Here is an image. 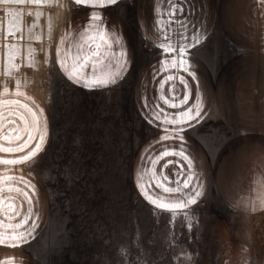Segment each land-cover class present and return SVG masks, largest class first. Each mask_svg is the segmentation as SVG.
Listing matches in <instances>:
<instances>
[{
    "label": "rangeland",
    "instance_id": "374dc122",
    "mask_svg": "<svg viewBox=\"0 0 264 264\" xmlns=\"http://www.w3.org/2000/svg\"><path fill=\"white\" fill-rule=\"evenodd\" d=\"M9 7L36 6L0 5V18L6 19L3 9ZM169 9L175 11L174 16L167 15ZM92 11L100 12L105 28L121 37L127 66L116 84L89 90L66 78L56 62L55 49L61 30L69 22L77 26L91 23ZM44 12L41 23L45 27L36 31L42 33V43L48 42L43 47L50 53L49 62L34 70L44 73L54 65L57 74L26 76V88L43 99L52 124L45 150L27 170L40 181L49 201L42 233L50 223L56 235L46 243L42 237L35 241L36 257L22 250L1 252L0 259L15 256L24 264H264V211L252 213L236 207L238 211L232 212L226 207L233 196L245 195L248 173L241 169L247 164L251 167L255 149L264 146V2L118 0L115 5L93 9L59 0ZM48 14L53 17L51 41L47 38ZM27 17L25 12V22ZM157 20L172 21L166 31L177 46L199 35L200 42L184 57L193 64L198 80L175 69L162 70L161 62L176 53L166 54L157 46L167 42L156 31ZM114 51L118 53L120 47ZM202 58L213 62L214 73L202 65ZM168 75L177 79L161 88ZM181 75L193 93L189 105L196 95L203 100L200 117L184 125L151 119L153 110L163 119L189 106L170 108L161 99L183 94ZM172 85L174 91H170ZM212 112H219L220 120L200 126ZM165 127L173 139L160 140ZM181 127L184 138L185 133L197 132L212 141L238 130L251 134L228 142L211 167L202 149L175 138ZM166 149H185L206 186L191 206L195 215L190 231L183 216L170 225V214L158 212L137 188V172L151 167L147 157ZM164 164L168 167L162 169ZM180 165L187 168L178 156L170 155L160 159L155 170L170 175Z\"/></svg>",
    "mask_w": 264,
    "mask_h": 264
},
{
    "label": "snow or ice",
    "instance_id": "6c2138e0",
    "mask_svg": "<svg viewBox=\"0 0 264 264\" xmlns=\"http://www.w3.org/2000/svg\"><path fill=\"white\" fill-rule=\"evenodd\" d=\"M73 2L76 5L102 9L115 5L118 0H73ZM58 3L59 0H0V5L36 6L27 9L4 8L6 19L0 18V77H6L15 82L13 88H10L7 83L0 85V154L14 157L5 158V155H0V166H7L0 168V246L4 247H22L35 239L36 230L40 227L41 215L34 210L32 199V196L38 195L36 186L24 175L13 174L23 171L13 166L34 163L35 158L44 150L48 135L47 118L42 106L24 91L28 86L27 78H21L15 74L20 73L23 67L35 68L41 63L49 62L50 53L48 50L44 47L37 49L33 44L43 42L42 33L36 31L38 28L45 27L41 23L42 17L46 15L43 9L56 6ZM25 12L32 18L30 22L24 21ZM167 15L174 16L175 11L169 9ZM89 19L91 23L86 26L72 25L69 22L61 30L56 40L55 57L61 71L70 82L93 90L109 87L122 79L127 60L121 37L116 32L105 28L102 14L92 11ZM171 22V20L166 22L157 20L156 25L159 27L154 25L156 31L163 36V40L167 41L161 42L157 46L166 54L176 53L170 60H163L161 68L163 71L170 69H175L177 72L182 71L193 80H198L193 64L184 57L190 47H194L200 42V37L193 35L192 42L177 46L171 41V36L166 31ZM46 27L47 38L51 41L53 30L51 14L47 15ZM179 35L183 39H189L183 33ZM115 46L120 47L118 53L114 51ZM40 54H43L42 60L38 59ZM174 79L177 77L168 75L161 82V88L165 83ZM178 79L179 83L183 85V94L173 95L171 100L161 96V99L170 108L189 105L190 98H193L188 81L183 75ZM174 90L175 85H172L170 91ZM5 97H16V99ZM19 98L31 101L35 105V109ZM194 101L175 117L165 114L162 119L160 113L153 110L150 114L151 119L161 120L165 125L188 124L197 120L202 112V98L196 95ZM184 130L181 127L175 134V138H178L181 143L185 142V138L180 135ZM162 131L165 135H162L160 140L174 138L169 134L167 127ZM255 152L257 153L256 158L249 168V172H254L255 176L249 181L245 195L233 196L230 199L233 206L252 213L264 211V146L256 148ZM17 153H22V155L15 156ZM170 155L178 156L186 163L187 168L180 165L179 170L170 175L158 173L155 170V165L160 159ZM147 158L151 167L140 169L136 175L140 194L158 212L170 214V225L174 226L175 221L183 216L190 231L193 226L192 218L195 215L191 211V206L195 205L206 191V186L200 180L195 169L194 158L185 149L180 151L166 149ZM168 163H175V161ZM167 167L168 164H164L162 169ZM21 184L23 187L20 186ZM155 189L160 191L157 192ZM186 189L190 190L185 191ZM24 203L28 205L26 209ZM186 258L190 260L191 256L188 255ZM0 264H24V261L10 256L7 259H0ZM241 264H245V262L241 261Z\"/></svg>",
    "mask_w": 264,
    "mask_h": 264
},
{
    "label": "crops",
    "instance_id": "0c3cea01",
    "mask_svg": "<svg viewBox=\"0 0 264 264\" xmlns=\"http://www.w3.org/2000/svg\"><path fill=\"white\" fill-rule=\"evenodd\" d=\"M228 45L232 46V44H228ZM231 49L234 50L233 48H228V50H230V51H231ZM235 51H236V49H235ZM190 54H191V52H190ZM201 62H202V65L205 64V66L206 65L208 66V71L209 72H213L214 73V71L216 69H214L215 66H214L212 61L209 63V62H207V60L205 58H202ZM10 88H13V87H10ZM24 91H26L28 93V95L33 97L34 100L40 106H42V108L44 109V114H45V117L47 118V127H48V135H47L46 142H45V145H44V150H45V148L47 146L48 139H49L50 130H51V124H52L51 117L48 114L47 107H46V104L43 101V99H41L39 96H37V94H35L34 92H32L31 90H29L27 88H25ZM5 98L16 99V97H5ZM19 99H21L22 102H24V103H29V105L32 106L35 109V105L32 104L31 101H24L23 98H19ZM220 117H221V115H220L219 112H217V113L212 112L211 114H208L205 118H203L202 121H200V126L201 125H205L209 121H217V119L220 120ZM250 134L251 133L248 132V131L238 130L236 132V134L231 132V133H229V135H225L224 137H221V139H219L217 141L214 140L216 142L213 143L214 141L209 139L207 137V134H206V137L203 139V137H201V136L199 137L197 132H195L194 134L190 132L188 135L186 133L184 134L185 135L184 144L188 145V146H192L195 149L197 147L202 149L204 151V153H206V155L209 158L210 166L213 167L215 162H216V160H217V158H218L219 152L222 150V148L224 146L227 145L228 142L234 140L236 138V136L246 137V136H249ZM262 134H264V132H262ZM42 152H40L39 155H41ZM0 155H5V158H14V157L8 156L6 154H0ZM19 155H22V153L15 154V156H19ZM39 155L37 157H39ZM28 166H29V164L28 165L13 166L16 169H22L23 170L21 172H14L13 174H15V175H24L26 177V179L30 180L36 186V191H37L38 195L37 196H32V199L34 201V210L36 212L40 213V215H41V220H40V227H41V225L43 223L45 224L47 222V220H48V211H49L48 202L49 201H48L47 196H46V194H45V192H44V190H43V188L41 186L40 181H38V179L34 175L31 174L29 169L27 170ZM6 167L7 166H0V168H6ZM249 168H250V164H247V165H245L244 168L241 169L243 172L247 171L248 174H247V178L246 179H247L248 183L255 176L254 172H251V173L249 172ZM20 186L23 187L22 184ZM6 195H7V193H6ZM30 195H31V193H30ZM27 207H28L27 203H24V208L26 209ZM226 207H229L230 211H232V212H237L238 211L237 208L235 206H233L232 204H227ZM40 227L36 230L35 239H32L29 243L24 244L22 247H17V248H10V247L0 246V253L1 252H21L22 250H26L28 252H33L32 255L35 256L37 248H38L37 246H35V244H36L35 241L39 240V238L42 237V242L46 243L47 240L51 236L56 235V234L53 233V225L52 224L49 223L48 228L46 227V229H45V231L43 233H42V230H41ZM43 246H45V248H47L46 245H43ZM39 260H40V262L42 261L41 259H39ZM42 263H44V258H43Z\"/></svg>",
    "mask_w": 264,
    "mask_h": 264
},
{
    "label": "built area",
    "instance_id": "2783aa9c",
    "mask_svg": "<svg viewBox=\"0 0 264 264\" xmlns=\"http://www.w3.org/2000/svg\"><path fill=\"white\" fill-rule=\"evenodd\" d=\"M51 8L52 7H46L43 10L46 11V12H48V11H51ZM31 20H32V18L29 17V16L26 18V22H30ZM47 44H48V42L47 41H44V43H41L40 44V47H43L44 45H45L44 47H46ZM33 46L36 47L37 49L40 48V47L39 48L37 47V44L36 43H34ZM39 72H41V74H44L46 77L47 76L51 77L52 75L57 74L54 65H52V66L50 65L49 67H47L46 69H44V73H43V70L42 71H39ZM39 72L36 71V70H34V68L23 67V68H21L20 73H17L15 75H17L18 77L23 78V77H26V76H29V75H36ZM4 83H7V85L9 87H14V85H15L14 80H8L6 77H0V85H2Z\"/></svg>",
    "mask_w": 264,
    "mask_h": 264
},
{
    "label": "bare ground",
    "instance_id": "6f19581e",
    "mask_svg": "<svg viewBox=\"0 0 264 264\" xmlns=\"http://www.w3.org/2000/svg\"><path fill=\"white\" fill-rule=\"evenodd\" d=\"M50 44V43H49Z\"/></svg>",
    "mask_w": 264,
    "mask_h": 264
}]
</instances>
